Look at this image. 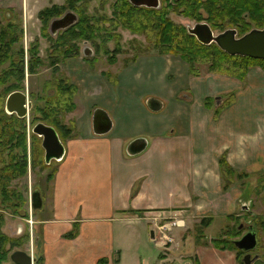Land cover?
Returning a JSON list of instances; mask_svg holds the SVG:
<instances>
[{
  "label": "crops",
  "instance_id": "0c3cea01",
  "mask_svg": "<svg viewBox=\"0 0 264 264\" xmlns=\"http://www.w3.org/2000/svg\"><path fill=\"white\" fill-rule=\"evenodd\" d=\"M75 60L67 66L74 109L65 118L75 136L64 140V155L41 193L34 257L42 264H97L101 259H106L102 264H127L124 241L132 222L151 224L153 216H240L228 196L239 188L242 194L247 178L222 192L218 156L224 153L237 171L264 169V124L245 123L250 111L234 92L241 81L219 74L190 76L187 64L173 55H141L125 65L96 69ZM231 92L233 101L213 120L204 99ZM147 97L159 99L162 108L149 110ZM95 108L111 119L103 135L92 132ZM235 109L240 114L233 115ZM136 138H145L147 146L130 156L125 148ZM257 196L258 214H264V186ZM74 226L76 235L66 238ZM163 250L155 264L167 261ZM191 252L199 264H237L230 250L195 244ZM133 264L148 263L136 254Z\"/></svg>",
  "mask_w": 264,
  "mask_h": 264
},
{
  "label": "flooded vegetation",
  "instance_id": "af4514ba",
  "mask_svg": "<svg viewBox=\"0 0 264 264\" xmlns=\"http://www.w3.org/2000/svg\"><path fill=\"white\" fill-rule=\"evenodd\" d=\"M149 6H135L129 0H118V12L120 15H123L124 9L126 10L128 6L134 8H140L145 10L146 15V26H147V48L150 49L153 46V36L162 26H167L170 21L175 23L170 15H175L187 18L192 21L191 24H182V27L185 28L187 33L192 35L197 42L196 36L189 32L190 29L196 28L199 35L202 39H209L208 43H201L206 45L207 48L211 51H221L224 52V49L221 48L214 37L221 36L225 33L231 34L234 39H238L241 36L246 35L250 31L262 30L264 28V0H193L195 5V13L191 16L183 14L181 11L175 9L177 4L182 3L184 0H156V6L153 5L154 0H147ZM189 1V0H185ZM67 11V10H66ZM64 11V12H66ZM63 12V13H64ZM73 12V11H72ZM63 13L61 15H63ZM75 13V12H74ZM10 13L4 10L2 17L5 20H10L8 17ZM76 14V13H75ZM55 16L56 17H60ZM39 23L41 25L39 34V40L43 39V43L48 46L46 49L40 48L39 43L36 44V52L33 55L32 63L35 67H40L41 65H47L50 76L48 80L50 83H55L59 79L68 80L70 79L68 74L62 70V67L66 66L67 62L72 59L82 57L88 64L90 62L95 63L97 61L96 50L93 45H91L87 40H82L80 44L77 43L78 55L67 56L68 51L73 48V40L70 38L64 39L61 33L65 29H58L55 32H51L49 29V21L44 27L41 17L37 16ZM52 19V18H50ZM49 19V20H50ZM102 25H105L100 31L98 36L99 45L101 46L100 53L105 56V61L108 65H113L116 63V58L121 57V60L132 59L133 53L135 50L131 48L133 43L130 42L128 47H125L123 44H120L119 47L122 49L120 52H114L115 47L111 45V41H106V31L107 22H102ZM2 26V23L0 24ZM181 26V24H180ZM118 31H126L130 34L129 30L121 24L117 25L116 34L112 36L118 42L121 39L120 33ZM15 38L11 37L10 45L5 46L2 43V38H10V34L6 29H0V54L4 56V60L0 61V66L4 65V71L0 73V229L2 231V226L4 224L5 215L9 216H18L23 221H26L25 228L28 227V224L34 225L37 224L35 220V214L37 210L32 209V194H39L41 198L42 189V180L39 179L40 171L45 172L44 182H48L50 179V174L54 169V163L51 166L53 159L49 161L48 166L50 169H46V164L43 160V148H42V138L41 135L34 132L35 126L41 123H45L42 120V89H39L38 92L33 91L31 85L28 82V77L25 78L21 75L20 71V49L22 46L17 47V42L20 44V35L18 34L17 29ZM5 33L4 36H1L2 33ZM9 35V36H8ZM120 36V39H119ZM132 37H136L135 34H131ZM19 37V38H18ZM131 37V38H132ZM37 40V42L39 41ZM132 40V39H130ZM151 45V46H149ZM32 44L29 49H32ZM4 53H2V52ZM83 53H90L89 56H84ZM44 57L43 63L41 57ZM238 56V55H233ZM10 57V58H8ZM35 58V59H33ZM108 61H113L110 64ZM133 61V60H128ZM126 62V63H127ZM30 75L31 72H30ZM58 77V78H57ZM56 91V86L54 87ZM4 93V94H3ZM18 93L19 97L14 98L12 101L17 100L18 104L14 105L15 108L8 110L6 108L7 98L11 94ZM66 93H69L68 88ZM2 94L4 95L2 97ZM55 94L51 90L46 93V97H51ZM214 95L210 97L211 106H221L225 100V96L217 98L216 100ZM33 98V99H32ZM22 101V102H21ZM219 103V104H217ZM21 115H19V113ZM52 126L61 138L58 130ZM44 165V166H43ZM42 202V200H41ZM32 212L31 222L30 216L28 218L27 212ZM13 212H17L15 214ZM27 213V216L24 215ZM3 232V231H2ZM4 233V232H3ZM25 233V231L23 232ZM6 234V233H4ZM7 235V234H6ZM24 234H20L17 237L10 236L15 239H20ZM9 236V235H7ZM27 244H31L30 253L22 249H15L24 251L27 254L31 255V258H34L32 250L38 244V239L36 236L28 237L27 241H23ZM13 247L7 253V261L1 262V264H14L9 256L15 251ZM253 255V253H252ZM32 264H35L33 262Z\"/></svg>",
  "mask_w": 264,
  "mask_h": 264
},
{
  "label": "rangeland",
  "instance_id": "374dc122",
  "mask_svg": "<svg viewBox=\"0 0 264 264\" xmlns=\"http://www.w3.org/2000/svg\"><path fill=\"white\" fill-rule=\"evenodd\" d=\"M113 0H86V3L84 5H81V9L84 10L83 15L86 17L96 18L98 20V24L102 26V28L105 25H102V22H107V27H111V24L114 25V29L112 30L114 35L116 34V28L117 25L120 23L117 20L110 21L109 19L112 18V11L110 4ZM64 0H0V24L2 23L3 26H6V31L10 34V38L3 39L2 43L5 46L10 45L11 37L15 38L17 29L18 34L20 35V44L19 41L17 42V47L22 46V57L23 61L22 63H19L21 75H23L24 80L28 77V82L31 85L33 91L38 92L39 89H42L41 96L43 98L44 95L48 91L55 92V86L57 85V81L55 83H50V80H48V77L50 76V71L47 67V65H44L42 56V63L40 67H35L30 59H32V51L29 52V47L31 44L35 43L38 45L39 43V49L43 48L46 49L48 46L44 44L43 39L39 40L41 36H37L39 34L40 30V23L37 19V12L47 6H50L51 4L56 5H62ZM84 2V1H83ZM77 4H79L77 2ZM80 5V4H79ZM9 11V18L10 20H5L1 15L3 13V10ZM176 9V8H175ZM177 10V9H176ZM68 11V10H67ZM181 11V10H177ZM182 12V11H181ZM184 14V13H183ZM146 17V15H145ZM171 19L179 24L176 25L172 21H170L173 26L175 27H182V24H191L192 21L180 16L170 15ZM53 19V18H52ZM134 19H136V15L134 16ZM143 20V18H141ZM145 24H146V19ZM51 19L49 20V22ZM90 22L93 23L92 20ZM9 24V25H8ZM181 24V26H180ZM126 27V26H125ZM130 34L126 31H118L120 33L119 36V43L123 44L125 47H128L127 45L133 43L131 45V48L135 50V53H133V56L135 54V58L137 56L141 55H158L162 56L161 54L156 53V51L151 47L149 50L147 48V26L146 31L142 32V30H136L132 29L130 27H126ZM131 34H135L136 37H132ZM9 36V35H8ZM18 37V38H19ZM132 37V38H131ZM132 39V40H130ZM153 39L155 40V34L153 36ZM37 40H39L37 42ZM154 40H153V46H154ZM81 42H78L80 44ZM111 45H114V43L110 42ZM151 46V45H149ZM141 49V50H140ZM119 50H122L119 47ZM97 55V61L95 63L90 62L89 64L83 60L82 57L75 58V61L83 62L84 65L93 66L96 69L98 66H104L107 68L108 63L105 61V56H103L102 53H98ZM175 56V55H173ZM10 58V57H8ZM4 59L3 57H0V60ZM35 59V58H33ZM135 60V59H134ZM71 62H67L66 66L62 67V70L65 71L66 74L68 73L67 66ZM185 63V62H184ZM78 66V69L80 71H85L86 68H82L80 65L73 63V65ZM126 63L121 60V57L116 58V63L113 64V66H119V65H125ZM72 66V65H71ZM70 66V67H71ZM4 65L0 66V73L5 70L3 68ZM103 68V67H102ZM22 69V70H21ZM100 69V68H99ZM97 71V70H96ZM30 72L32 75H30ZM107 72H109L107 70ZM73 73V71H72ZM107 75L110 73H106ZM209 73L205 71L204 67L199 68V75L198 76H205ZM79 76H82V73L79 74ZM248 76V77H247ZM245 78V81L239 84V88L234 89V92L239 95V98L244 102L242 105L243 108L249 109L250 118L244 119L246 124H257L261 125L264 124V72H262L259 68H251L249 70V73ZM70 79V76H68ZM74 77V76H73ZM71 80V79H70ZM220 89H217L215 91H219ZM2 91H0L1 93ZM38 92V93H40ZM4 94V93H3ZM2 94V97L4 96ZM222 95V94H219ZM41 98V100H42ZM33 99V98H32ZM0 98V103H1ZM253 106V108H251ZM239 109H235L233 115L240 114ZM70 115V114H69ZM69 115L67 117H69ZM66 118V115H65ZM249 122L247 123V121ZM66 122V121H65ZM241 122V121H239ZM67 123V122H66ZM57 162V161H56ZM55 160L51 162V166L54 163V167L56 165ZM44 163V162H43ZM45 164V163H44ZM44 166V165H43ZM46 169H50L48 164L45 165ZM45 170L40 171L39 179L42 180V189L45 187ZM250 172V176L247 177V179L244 181V188H242V194H238L240 191L239 189H233L230 192V195L228 196V199H232L234 203V209L236 213H239L240 216L238 221H235L234 219L226 218L225 215H214L213 219L211 220L210 224L206 227H200L199 221L202 217L205 216H212L210 213L205 214H199L195 215L194 218L188 219V218H182L183 224L182 226H173L171 230V238L173 239L172 243H170L167 246H162V249H164L162 252L165 253V257L167 259L165 264H193V260L195 259V256L193 255L192 248L193 246L198 243L201 245L203 241H206L205 239L210 237L218 236L221 231L226 229H232L236 228L237 230L240 229V227L246 228V226L250 223V219L258 214L260 212V205L257 202L256 197L252 195V190L258 184L257 180L260 177H264V169H261L259 173H252ZM254 186V187H253ZM46 191V190H45ZM254 191V190H253ZM251 198L252 200L248 201L247 198ZM225 203V202H224ZM241 203L247 204L249 209L252 210V213H244L241 210ZM39 211V210H38ZM36 211V212H38ZM28 218L30 216V222L32 218L31 213L27 212ZM159 217V216H158ZM154 216L150 222L148 220L140 222H132L130 224V228L128 229L126 233V240L124 241V246L128 248L126 250L127 258L126 260H123L124 263L127 264H133L134 262V256L137 254V257L140 259L141 257H145L148 264H155L159 261V251L160 249L155 247V243L150 239V230H153V234L156 236L158 232H156L155 227H153L154 224H165L169 220H173L174 218L170 217H164V218H158ZM26 221H23L18 216H9L5 215L4 218V224L2 226V231L6 233L9 236H15L22 234H27L28 237L36 236V229L35 226L28 224V227L25 228ZM244 228L240 229L242 230L240 235L238 237H241L244 233ZM25 231V233H23ZM246 231V230H245ZM260 238L259 240L264 244V236L261 232H259ZM208 240V239H207ZM28 243V242H27ZM25 242H20L19 245H16L15 249H22L24 251H27L30 253L31 244H27ZM34 250V249H33ZM32 250V252H33ZM254 254H261L257 250L250 251ZM264 253V252H263ZM7 261V260H5ZM8 262V261H7Z\"/></svg>",
  "mask_w": 264,
  "mask_h": 264
},
{
  "label": "trees",
  "instance_id": "16d2710c",
  "mask_svg": "<svg viewBox=\"0 0 264 264\" xmlns=\"http://www.w3.org/2000/svg\"><path fill=\"white\" fill-rule=\"evenodd\" d=\"M77 2L80 5L77 4ZM85 3L86 0H64L62 5L51 4L50 6L44 7L37 12L38 17H41V21L44 27L47 25L50 18L59 16L66 10H71L76 13V22L67 27L61 33L64 39L70 38V40H73V48L72 50L68 51V57H75L78 55L77 43L81 42L82 40H87L91 45H93L94 49L97 52L96 54L100 53L101 51L98 36L100 35V31H102L103 28L100 24H98V20L96 18H88L83 15L84 10L81 9V5H84ZM110 6L113 14V19H109L110 21L117 20L126 27H130L136 30L140 29L142 30V32L146 31V24L144 20V18L146 19L145 10L128 6L126 10L124 9L123 15H120L117 9L118 0H113ZM175 8L177 10H181L182 13L191 17L196 11L193 0H184L182 3L177 4ZM135 15L136 19H134ZM141 18H143V20H141ZM90 20H92L93 23L90 22ZM5 28L6 26H0L1 30H4ZM113 29L114 25L112 24L111 27L109 26L105 28V40L114 43V47L116 50L114 52H120L121 50H119V42L112 37L114 36V33L112 31ZM4 34L5 33L3 32L1 36H4ZM2 41H4L3 38ZM154 43L155 44L153 49L156 51V53L161 55H175L179 57L183 62H185L187 64L188 74L190 76H198L199 68L204 67L205 71L209 73L231 76L241 82H244L249 69L253 67H259L260 69L264 70V59H253L247 56H231L221 51H211L207 48L206 45H202L197 42L192 35L187 33L184 27H175L171 22H169L167 26H162L158 30V32L155 33ZM32 46L33 47L32 49H29V52L32 51V55H35L37 49L36 44L33 43ZM22 54L23 53L21 48L19 57L20 63H22L23 61ZM134 56L132 57V59H127L123 62L126 63L128 60H134ZM0 57H2V54H0ZM108 62L110 64L113 63V61ZM67 88L69 90V93H66ZM74 93L75 88L71 83H69L68 80L66 81L59 79L57 81L55 94L51 97H46L44 95L42 98V120L47 124L53 125L58 130L63 140L75 136V133L72 132V125L69 124V122H65V114L74 109ZM233 99L234 93L231 92L226 95L225 102L217 108H211L209 97H206L204 99L203 105L207 108L212 109V118L213 120H216L221 109L230 104ZM217 162L222 192H225L231 185L235 184L236 182L243 181L249 176L248 172L235 170L226 161L224 153H221L218 156ZM51 175L52 174H50V178ZM263 186L264 177L259 179L257 186L254 188V196H257L261 192ZM134 192L135 191H133V193ZM13 213L18 214L17 212ZM24 215L27 216V213H24ZM228 218L234 219L235 221L239 220L238 216L232 214H229ZM211 220L212 218L209 216L202 217L199 221L200 227L202 228L208 226ZM250 221L256 231V250L259 253L262 252L259 255L262 259H264V244L259 240V232H261L264 236V214H256L250 219ZM241 231L242 230H237L236 228H228L221 231L218 236L211 237L209 241L205 239L206 241H203L201 245H210L216 249L233 251L236 257L237 264H243L241 258L244 253L236 249L232 243V240L238 238ZM75 235L76 227L74 226L72 230L65 235V237L73 238ZM27 239V234H24L20 239H15L13 237L7 236L0 229V264L1 262L7 260V253L13 247L19 245L22 240L27 241ZM196 244L200 245L198 243ZM102 262H106V259L99 260L97 264H102ZM35 264H42L41 257L35 259ZM193 264H199L196 257L193 260Z\"/></svg>",
  "mask_w": 264,
  "mask_h": 264
},
{
  "label": "water",
  "instance_id": "95a60500",
  "mask_svg": "<svg viewBox=\"0 0 264 264\" xmlns=\"http://www.w3.org/2000/svg\"><path fill=\"white\" fill-rule=\"evenodd\" d=\"M135 6H149L150 3L147 0H129ZM153 5L156 6V0ZM77 20V15L72 11H66L62 16L53 18L49 22V29L53 33L58 29H66L70 25L74 24ZM190 33L196 36V39L201 43H208L209 39L203 40L201 35L197 32L196 28L190 29ZM216 43L224 49L228 55L247 56L255 59H264V28L262 30L250 31L244 36L238 39H234L231 34L225 33L221 36L214 37ZM84 56H89L90 53H83ZM19 97L18 93L11 94L6 101V108L11 110L15 108L14 105L18 104V101H12L14 98ZM218 97H215L216 100ZM217 101V100H216ZM22 102V101H21ZM146 107L151 111H159L162 108V102L154 97H147L144 100ZM219 104V103H217ZM21 115L20 112H18ZM112 123L106 111L101 108L93 109L91 113V127L92 132L95 135H103L111 129ZM34 132L41 135L42 148H43V160L45 164H48L50 160L59 161L64 155V146L59 139L56 130L44 123L38 124L34 128ZM147 146V140L145 138H136L132 140L125 148L128 155L133 156L141 153ZM32 209L39 210L42 206L41 198L39 194H32ZM242 211H249V207L245 203H241ZM150 238H152V231L150 232ZM236 249L242 251L243 264H264V259H261L257 254L251 256L250 251L254 250L257 244L256 231L252 226H247L244 234L232 241ZM10 260L14 264H32L34 259L30 254L21 250L13 251L10 256Z\"/></svg>",
  "mask_w": 264,
  "mask_h": 264
},
{
  "label": "built area",
  "instance_id": "2783aa9c",
  "mask_svg": "<svg viewBox=\"0 0 264 264\" xmlns=\"http://www.w3.org/2000/svg\"><path fill=\"white\" fill-rule=\"evenodd\" d=\"M173 225H181V221H173L171 223V225H167V224H162V225H155L156 226V230L158 231V233L160 234V239H157V243L158 244H162L165 245L166 243H169L172 241V238L169 237L167 235V232L170 231L171 227Z\"/></svg>",
  "mask_w": 264,
  "mask_h": 264
}]
</instances>
